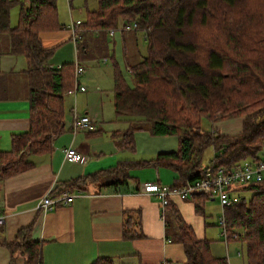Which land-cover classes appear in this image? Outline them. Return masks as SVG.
<instances>
[{"label": "trees", "instance_id": "trees-1", "mask_svg": "<svg viewBox=\"0 0 264 264\" xmlns=\"http://www.w3.org/2000/svg\"><path fill=\"white\" fill-rule=\"evenodd\" d=\"M57 0H27L19 5L17 24L10 25L15 0H0V37H8V54L24 58L29 103V130L11 137V149L0 151V178L32 168L29 156L52 152V142L65 132L64 97L74 91V63L55 68L51 59L59 46L44 48L40 34L61 30ZM71 1V0H69ZM77 29L76 54L87 32L105 33L119 23L134 24L144 35L146 50L127 71L133 86L118 68L113 74V109L127 126L115 132L118 147L134 152L133 135L176 136V152L151 160L121 161L112 169L61 183L59 193L85 191L89 186H119L133 169L165 167L178 181L199 178L203 151L217 153L205 168L254 162L264 144V0H96ZM80 35V37H79ZM82 38V39H81ZM79 58V57H78ZM52 66V68H49ZM219 116L216 118V116ZM242 118L241 132L223 136L215 129L202 133L201 121L210 124ZM179 186V185H174ZM249 200L230 199L224 208L228 239L245 247L247 264H264V183L242 187ZM204 194L191 197L194 211L204 214ZM122 237L141 239L140 212H124ZM167 237L181 245L183 264H227L210 254V242L199 240L170 201L162 207ZM32 225L19 230L12 242H2L26 264H40L41 244L31 240ZM227 239V241H228ZM92 264H112L101 258Z\"/></svg>", "mask_w": 264, "mask_h": 264}, {"label": "crops", "instance_id": "crops-1", "mask_svg": "<svg viewBox=\"0 0 264 264\" xmlns=\"http://www.w3.org/2000/svg\"><path fill=\"white\" fill-rule=\"evenodd\" d=\"M127 26L129 25L119 23L116 28L122 36V54L126 69L136 64L145 54L140 48L141 43L145 45L144 35L136 32V29L126 30ZM69 27L62 29L66 33L65 37L51 32L41 33L42 46H59L56 53H60L63 45L70 50L71 43L68 40L72 42L73 39ZM114 33L115 30H112V35L107 31L105 35L112 37ZM88 34L99 36L97 32H86L85 36ZM85 36L81 39L84 40ZM89 46L80 43L84 51L78 55L79 58L76 49L74 50L83 68L90 54ZM91 46L94 47L93 42ZM73 54L72 49L71 56ZM65 60L71 59L55 56L50 61L53 67L58 68L67 63ZM106 62L107 60L102 61L103 64ZM25 67L23 57L10 55L8 52H4L2 56L0 53L2 152L10 151L13 135L29 130ZM87 93L86 89L84 92L70 94ZM64 110L65 132L53 140L52 152L31 155L28 158L33 164L31 169L10 178H0V219L3 222L0 225V264H26L23 255L19 252L12 255L1 243L12 242L19 230L30 225L31 240L41 244L40 264H92L101 258L110 259L112 264H183L185 256L181 245L170 241L166 235L160 200L143 192L144 183L182 186L178 181V174L171 169H133L129 173L130 179L122 185L107 188L89 186L85 191L73 192L74 199L70 204L52 211L38 210L41 199L51 190L58 189L61 183L112 169L121 161L151 160L157 154L176 152L178 148L176 136H152L146 131H138L133 135L134 152H130L118 147L114 135L126 128L125 118L114 116L113 119H105L101 115L93 116L87 107L83 115L78 117L88 115L96 120V125L92 129L73 133L72 124L77 114L73 110L69 112L65 107ZM211 129L223 136H235L241 132L242 118L212 123ZM69 147L83 154L86 161L83 164L66 162L63 150ZM171 202L184 223L192 228L195 236L199 240H208L205 213L196 214L191 199L173 198ZM129 211L140 212L141 239L128 241L122 237L123 214ZM238 257L241 258V254ZM226 262L232 264L230 259H226Z\"/></svg>", "mask_w": 264, "mask_h": 264}, {"label": "rangeland", "instance_id": "rangeland-1", "mask_svg": "<svg viewBox=\"0 0 264 264\" xmlns=\"http://www.w3.org/2000/svg\"><path fill=\"white\" fill-rule=\"evenodd\" d=\"M16 5L10 10V25L15 26L17 24L19 5H27V0H15ZM57 13L58 22L61 25V30L54 31L51 33H56L57 36L65 37V29L70 26L71 23L76 21L84 22L86 17V12L96 9V0H57ZM114 33V36L109 37L105 33L99 34L95 37L92 34L85 36L84 40L80 43L84 45H90V54L88 59L85 61V74L79 79L80 86L85 87L88 90L86 95H67L64 97V107L69 112L73 110L77 115H83L85 108L91 110L90 115L100 117V115L105 119H113L115 116L112 98H113V74L114 68H118L121 75L125 78L126 83L129 86H133L131 78L127 72L126 64L122 54V36L119 30ZM79 31V29H78ZM109 31V30H108ZM112 31V30H110ZM87 32V31H86ZM96 32V31H94ZM80 37V35H79ZM71 39V36H70ZM72 40V39H71ZM93 42L94 47L91 46ZM71 43L70 50H67L65 45L62 46L60 53H54V56L62 57L67 63H74L77 61L75 55V48L73 41ZM10 48V40L8 37L4 36L0 38V53L4 56V52H8ZM53 48V47H52ZM60 47H58L59 49ZM142 53H145L146 44H140ZM57 49V50H58ZM73 49V56H71V50ZM81 51H79V54ZM58 54V55H57ZM80 56V55H79ZM21 60V58H20ZM103 60H107L105 64L102 63ZM23 61V59H22ZM66 63V64H67ZM99 88V91H97ZM219 116L217 115L216 118ZM216 123V122H214ZM202 133L211 132V124L207 119H202L201 121ZM237 135V134H236ZM217 153L211 146L204 149L201 159V166L205 168L209 161L214 158ZM259 158L264 159V144L262 150L260 151ZM249 162V161H247ZM243 186H234L230 188V196L233 200L237 198H244L249 200L251 197V192L243 191ZM191 198H189L190 200ZM204 215L206 220V228L208 227L207 238L210 242V254L212 256H224L226 259H230L232 264H247L245 247L238 241L225 240L223 237V228L220 226L219 220L224 214V209L220 206L217 200H211L210 198L204 204ZM227 232V230H226ZM227 235L229 236L228 232ZM241 254V258L238 257Z\"/></svg>", "mask_w": 264, "mask_h": 264}, {"label": "built area", "instance_id": "built-area-1", "mask_svg": "<svg viewBox=\"0 0 264 264\" xmlns=\"http://www.w3.org/2000/svg\"><path fill=\"white\" fill-rule=\"evenodd\" d=\"M80 25L79 21L72 23L69 27L72 33L73 42L78 39L77 29ZM126 30L136 29L134 24L125 28ZM112 35V31H109ZM49 68H52L50 66ZM74 93L84 92L85 87L80 86L79 79L84 74L85 70L80 65L78 60L74 62ZM96 125V120L90 116H74L72 124L73 133L92 129ZM63 157L66 162L83 164L86 157L80 152L66 148L63 150ZM264 183V159H258L254 162H244L238 165L224 167L204 168L201 177L186 181L182 186H166L157 183H144L143 192L148 195H154L160 200L161 207L166 206L173 198L186 200L195 194H204L211 200H217L220 206L224 209L230 204V188L234 186H248L250 184ZM74 199V195L70 192L63 191L59 193L56 189L51 190L46 194L38 204V210L52 211L55 208L70 204ZM0 219V225H2ZM223 228V237L228 239L225 227L224 214L218 223Z\"/></svg>", "mask_w": 264, "mask_h": 264}]
</instances>
